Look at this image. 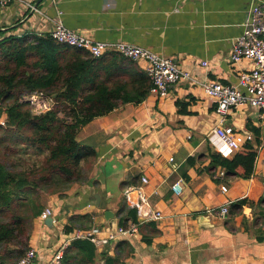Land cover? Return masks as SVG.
<instances>
[{
	"label": "crops",
	"instance_id": "1",
	"mask_svg": "<svg viewBox=\"0 0 264 264\" xmlns=\"http://www.w3.org/2000/svg\"><path fill=\"white\" fill-rule=\"evenodd\" d=\"M257 2L264 0H21L0 6V40L50 35L53 20H60L94 41L146 48L200 81L234 84L238 72L252 66L247 60L231 63L232 42ZM137 65L145 71L144 62ZM214 107L202 88L184 82L171 86L164 98L148 93L143 102L119 106L82 127L77 141L93 148L95 157L84 165L83 183L73 184L63 198H46L44 209L52 210L55 223L49 228L33 220L29 249L35 251L34 264L51 257L69 234L64 227L72 216L90 214L93 226L109 228L103 213L110 210L112 227L118 226L117 212L127 207L124 192L142 186V177L148 181L143 191L150 210L162 218H139L137 233L121 240L132 249L125 264H264V218L248 205L231 208L242 199L264 198V115L240 106L225 117V124L237 130L257 131L249 143L257 153L253 175L243 180L210 168L207 155L215 151L207 135L220 123ZM178 180L176 195L171 186ZM227 204L222 217L205 213ZM117 245L97 248V258L113 256Z\"/></svg>",
	"mask_w": 264,
	"mask_h": 264
},
{
	"label": "trees",
	"instance_id": "2",
	"mask_svg": "<svg viewBox=\"0 0 264 264\" xmlns=\"http://www.w3.org/2000/svg\"><path fill=\"white\" fill-rule=\"evenodd\" d=\"M150 87L147 73L137 62L116 52L95 58L50 35L0 40V118L4 116L0 124V264H14L29 250L33 220L43 211L47 197L63 198L73 184L86 180L84 165L95 151L77 141L82 127L119 106L143 102ZM31 93L52 99L50 110L34 113L25 101ZM207 156L210 168L220 167L226 177L247 180L253 175L257 153L254 145L246 144L230 158L216 152ZM245 205L254 212L258 209V216L264 218V198L242 199L231 208ZM117 215L120 227L139 224L135 209L124 205ZM92 227V215H75L64 232ZM96 250L88 240H72L60 264H125L132 251L126 241L118 242L113 256L98 259Z\"/></svg>",
	"mask_w": 264,
	"mask_h": 264
},
{
	"label": "built area",
	"instance_id": "3",
	"mask_svg": "<svg viewBox=\"0 0 264 264\" xmlns=\"http://www.w3.org/2000/svg\"><path fill=\"white\" fill-rule=\"evenodd\" d=\"M21 0H0V6L6 7L13 2ZM25 5L34 12L40 13L29 3ZM50 36L58 43L64 44L80 50H85L92 57L98 58L107 52H116L125 58L135 62H144L145 72L151 82L149 94L158 98L167 96L171 86L188 82L199 86L205 95L214 104V112L218 116L220 123L212 128L207 135L208 143L214 151L224 158H230L234 153L242 150L246 144L253 141V134L245 130H237L231 125L225 124V117L234 109L240 106L255 108L261 115H264V2H257L250 8L243 32L232 42L230 61L236 64L242 60L251 62V69L238 72L237 81L234 84H222L212 80H198L194 75L185 69L180 68L173 60L159 56L146 48L124 42H100L94 41L78 31L66 28L60 20H53V29ZM203 68L208 67L207 62H200ZM29 106L34 107V113L40 114L50 110L51 99L39 93H31L25 97ZM42 106L43 109H37ZM4 124V120H0ZM142 186L127 189L124 198L127 207L136 210L137 218L161 219L160 212H152L148 196L143 191V186L148 183L147 179L141 178ZM182 180L176 181L171 189L174 194L181 192ZM222 193H226L225 186L220 187ZM132 193L136 198L132 199ZM206 214L213 216H224L228 213V204L219 208H207ZM41 221L51 218L52 210L45 208L37 217ZM138 223H130L127 227H100L93 226L89 230H73L64 236L59 246L51 257L44 264H60L64 250L70 242L75 239H83L91 242L96 248L108 246L119 242L137 233ZM35 251L29 249L23 257L14 264H34ZM134 264H143L137 262Z\"/></svg>",
	"mask_w": 264,
	"mask_h": 264
},
{
	"label": "water",
	"instance_id": "4",
	"mask_svg": "<svg viewBox=\"0 0 264 264\" xmlns=\"http://www.w3.org/2000/svg\"><path fill=\"white\" fill-rule=\"evenodd\" d=\"M95 199H96V204H97V206L99 207V208H103L104 207V203L103 202H99V198H98V196H95ZM103 215H104V219H105V222L107 223V224H109V223H111V224H109V226L111 227L112 225H115L116 223H115V219H114V213L112 212V211H110V210H105L104 211V213H103ZM51 218H48V219H46L45 221H44V223H45V225L47 226V227H51Z\"/></svg>",
	"mask_w": 264,
	"mask_h": 264
},
{
	"label": "rangeland",
	"instance_id": "5",
	"mask_svg": "<svg viewBox=\"0 0 264 264\" xmlns=\"http://www.w3.org/2000/svg\"><path fill=\"white\" fill-rule=\"evenodd\" d=\"M30 108H31V110H32L33 112H34V110H36V109H35L34 107H32V106H30ZM36 108H37V109H41V110L43 109L42 106H37V105H36ZM33 109H34V110H33ZM36 111L39 112L40 110H36ZM45 203H46V202H45ZM45 203H44V204H45Z\"/></svg>",
	"mask_w": 264,
	"mask_h": 264
}]
</instances>
